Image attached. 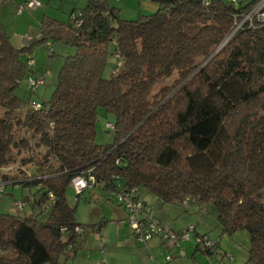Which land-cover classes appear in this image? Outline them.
I'll use <instances>...</instances> for the list:
<instances>
[{"label":"trees","instance_id":"obj_1","mask_svg":"<svg viewBox=\"0 0 264 264\" xmlns=\"http://www.w3.org/2000/svg\"><path fill=\"white\" fill-rule=\"evenodd\" d=\"M152 1L155 13L124 20L107 0H87L68 24L43 16L38 37L20 48L0 31V169L22 154V166L36 167L18 180L0 174V199L8 185L29 191L15 212L0 213V264H65L100 231L103 222L77 223L66 200L78 177L136 200L144 190L201 214L212 206L221 233L246 231L247 262L264 264V24L233 33L256 0ZM54 43L75 53L64 58L50 99L20 117L17 91L33 49L43 44L51 57ZM107 114L113 141L98 145L96 122ZM190 231L211 257L218 242Z\"/></svg>","mask_w":264,"mask_h":264},{"label":"rangeland","instance_id":"obj_2","mask_svg":"<svg viewBox=\"0 0 264 264\" xmlns=\"http://www.w3.org/2000/svg\"><path fill=\"white\" fill-rule=\"evenodd\" d=\"M27 1H1L0 31L7 35L10 44L15 48H20L26 41L38 37V27L43 16L68 24L71 10L74 7L82 9L87 2V0H38L39 7L27 8ZM107 1L119 10V15L124 20H135L140 15H150L158 9L152 0ZM50 48L53 51L51 57L43 44L33 49V60L29 64L30 73L26 74L17 91V95L25 102L22 109L17 112L20 117L32 110V104L47 102L50 99L64 58L75 53L74 48L62 43H54ZM109 50L112 51L111 46ZM27 56L24 54L22 58L26 59ZM114 66L115 61L110 57L104 72L105 77L110 76ZM29 78L44 81L43 85L35 89L34 94L28 91ZM175 78L174 75L167 82L165 80L164 84H171ZM2 113L3 110L0 109V116ZM100 114L104 112L100 111ZM114 120L111 114L99 117L95 127L96 144L104 145L113 141V132L108 129V124L113 125ZM42 152L40 150L41 154ZM35 155L34 153L33 156ZM24 156L27 154L14 156L16 162L0 169V174L6 175L11 180L33 176L36 167L22 166L20 159ZM28 194L27 189L8 185L4 197L0 199V213L15 212L14 201H19L23 195ZM77 194L72 185L68 187L66 200L70 206L75 207L76 222L86 226V229L88 226L102 222L104 226L99 232H90L84 247L65 264H166L168 258L170 264H252L247 262V250L250 244L248 233L244 230L237 231L232 236L221 233L212 206L205 207V213L201 214L195 205L162 203L148 192L140 190L139 201L146 205L147 210L159 222L157 228L159 234L143 243L135 238L129 223V214L122 205H119L114 193L95 187L86 188L79 195ZM24 211L28 213V209ZM38 212L39 210L35 211ZM40 218L44 220V216ZM192 226H196L199 233H205L211 244L218 242L219 246L213 249L214 253L211 257L202 250L196 249L199 240L193 237L190 231ZM178 231H187L190 239L176 242Z\"/></svg>","mask_w":264,"mask_h":264},{"label":"built area","instance_id":"obj_3","mask_svg":"<svg viewBox=\"0 0 264 264\" xmlns=\"http://www.w3.org/2000/svg\"><path fill=\"white\" fill-rule=\"evenodd\" d=\"M231 1L235 3L238 0ZM39 6L40 2L38 0H28L26 4L27 8ZM260 24H264V0H256V2L251 7H249L245 12L240 13L235 18L233 33L240 30L241 28H253L255 26H259ZM28 84L33 90H35L40 84H42V80H29ZM33 107L36 108L37 105ZM108 129L112 130L113 125L108 124ZM72 186L78 193H81V191L86 188L92 187L91 185L87 184L85 179L79 177L72 181ZM2 189L3 187L0 185V192ZM116 197L119 204H121L128 212L130 226L133 229L134 234H136L141 241L148 240L157 234L158 230L156 228L155 219L153 218L152 214L146 212L143 209V204L139 200H136L134 199V196L127 194L116 195ZM186 237L187 236L184 238Z\"/></svg>","mask_w":264,"mask_h":264},{"label":"water","instance_id":"obj_4","mask_svg":"<svg viewBox=\"0 0 264 264\" xmlns=\"http://www.w3.org/2000/svg\"><path fill=\"white\" fill-rule=\"evenodd\" d=\"M238 2H241V0H238ZM225 42H226V41H225ZM225 42H224V43H225ZM224 43L221 44V45L219 46L218 50L224 45Z\"/></svg>","mask_w":264,"mask_h":264}]
</instances>
